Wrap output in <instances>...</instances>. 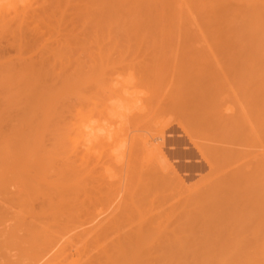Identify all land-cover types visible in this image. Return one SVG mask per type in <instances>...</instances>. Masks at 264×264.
<instances>
[{
    "label": "bare ground",
    "instance_id": "obj_1",
    "mask_svg": "<svg viewBox=\"0 0 264 264\" xmlns=\"http://www.w3.org/2000/svg\"><path fill=\"white\" fill-rule=\"evenodd\" d=\"M0 264H264V0H0Z\"/></svg>",
    "mask_w": 264,
    "mask_h": 264
},
{
    "label": "rangeland",
    "instance_id": "obj_2",
    "mask_svg": "<svg viewBox=\"0 0 264 264\" xmlns=\"http://www.w3.org/2000/svg\"><path fill=\"white\" fill-rule=\"evenodd\" d=\"M175 130V132L173 133V137L174 138H176V139H178V142H176V144H167V146H166V151L169 153V151L171 150H178L179 149V151H190L191 149V151H194V154H195V150L192 148V146L189 144V141H187V139L186 138H184L183 136H181L180 134H181V130H179V129H177V128H175L174 129ZM187 146L190 148H187ZM172 148V149H171ZM188 149V150H187ZM198 158V156H197V154H196V157H191L190 159H189V157L188 158H186V157H181L180 159H179V162L177 163L178 165L179 164H189V165H192L193 167H191V168H187V169H185V168H182L181 169V173H182V175L185 177V178H189V180H191V181H194V179L196 178V176H197V174H198V172H199V168H200V166H201V168H202V166L203 165H205L203 162L201 163V162H196L197 159ZM176 164V165H177ZM200 164V165H199ZM195 165H196V167H195ZM198 165V166H197ZM198 167V168H197ZM184 169V170H183ZM204 172H205V170H204Z\"/></svg>",
    "mask_w": 264,
    "mask_h": 264
}]
</instances>
